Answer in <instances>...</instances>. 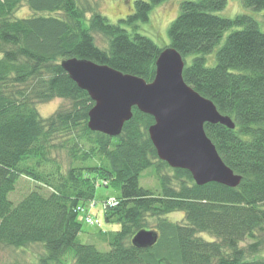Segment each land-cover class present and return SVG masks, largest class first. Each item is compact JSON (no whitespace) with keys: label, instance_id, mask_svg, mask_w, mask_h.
I'll return each mask as SVG.
<instances>
[{"label":"trees","instance_id":"trees-1","mask_svg":"<svg viewBox=\"0 0 264 264\" xmlns=\"http://www.w3.org/2000/svg\"><path fill=\"white\" fill-rule=\"evenodd\" d=\"M166 1H137L120 20L129 31L95 0H0V249L38 247L36 264H264V32L254 17L219 16L227 0L182 1L167 29L183 81L234 123L204 130L241 177L236 188L198 186L160 161L148 135L154 120L135 108L119 136L91 131L94 103L61 67L76 58L151 82L163 48L134 22ZM241 4L264 10V0ZM24 6L28 16L16 18ZM53 99L69 106L42 118L37 105ZM144 172L157 185L142 188ZM23 179L30 186L14 201ZM100 184L117 193L103 210L105 224L118 229L97 232L105 252L78 241L79 209ZM174 213L181 219L168 218ZM141 230L158 233L152 248L131 244Z\"/></svg>","mask_w":264,"mask_h":264},{"label":"water","instance_id":"water-1","mask_svg":"<svg viewBox=\"0 0 264 264\" xmlns=\"http://www.w3.org/2000/svg\"><path fill=\"white\" fill-rule=\"evenodd\" d=\"M61 67L94 103L88 113L91 131L119 136L135 108L153 118L149 139L158 159L171 169L189 172L198 186L217 183L236 188L240 184L241 177L224 164L204 130L206 124L234 129V123L183 81L184 61L174 48L160 51L149 83L88 60L69 58L61 61ZM157 241L156 231L141 230L131 244L147 249Z\"/></svg>","mask_w":264,"mask_h":264},{"label":"rangeland","instance_id":"rangeland-1","mask_svg":"<svg viewBox=\"0 0 264 264\" xmlns=\"http://www.w3.org/2000/svg\"><path fill=\"white\" fill-rule=\"evenodd\" d=\"M100 13L107 18L112 24H117L120 20H126L127 17L132 16L135 11V3L142 0H95ZM144 1V0H143ZM182 1H194V0H168L164 4L153 7L148 13V19L146 22H134L136 26L135 31L150 38L160 48H165L169 44L168 27L169 24L179 13V5ZM29 13L27 7L20 8L15 16L16 18H25ZM247 14L254 17L260 25V29L264 32V10L254 11L246 9L242 6L241 0H227L225 9L219 13V16L225 18H233L238 14ZM123 28L132 31L133 28L127 23L120 22ZM96 43L98 46L104 45L101 38L96 37ZM208 59V58H207ZM211 61H209L210 63ZM213 63V61H212ZM69 103L62 99H53L44 104L37 105V111L42 118H47L53 114L59 108H67ZM145 173V174H144ZM139 179V184L142 188H153L156 184L155 178L150 172H144ZM30 184L23 179L20 186L16 189L15 193L11 196L14 201H17L23 193L27 191ZM117 195L110 188H106L101 184L97 187L95 193V199L93 201L94 206H87L85 212L91 214L90 216L98 218L100 225H92L86 223L85 213H80L78 220L81 223L82 232L78 235V241L81 244H93L96 248L102 252L108 251L106 244L99 241L97 235L98 231H113L117 230L116 224L107 225L104 220L103 201L105 198H114ZM176 218L180 220L182 215L180 213H174L168 216V218ZM248 243V242H246ZM41 250L38 247L29 248L26 252H13L12 250L0 249V264H13L18 262L20 264H36V258L40 254ZM261 255L264 257V248L261 250Z\"/></svg>","mask_w":264,"mask_h":264},{"label":"built area","instance_id":"built-area-1","mask_svg":"<svg viewBox=\"0 0 264 264\" xmlns=\"http://www.w3.org/2000/svg\"><path fill=\"white\" fill-rule=\"evenodd\" d=\"M116 202H117V199H115V198H107L103 201V208H105V206H114L116 204ZM93 206H94L93 202L89 204V207H91V209L93 208ZM85 209H86V206L84 207V209H79L80 213H85L84 215H86L85 216V218H86L85 222L86 223L88 222L92 225H100L98 218H95L93 220V217L90 216L91 214L86 213Z\"/></svg>","mask_w":264,"mask_h":264}]
</instances>
